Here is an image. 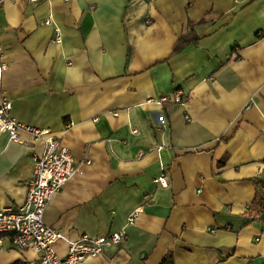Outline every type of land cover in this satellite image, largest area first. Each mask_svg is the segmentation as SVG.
Returning <instances> with one entry per match:
<instances>
[{
  "label": "crops",
  "instance_id": "crops-1",
  "mask_svg": "<svg viewBox=\"0 0 264 264\" xmlns=\"http://www.w3.org/2000/svg\"><path fill=\"white\" fill-rule=\"evenodd\" d=\"M0 50V104L78 167L45 211L60 256L124 230L79 264H264V0L4 1ZM22 138L0 132V210L23 205L45 148Z\"/></svg>",
  "mask_w": 264,
  "mask_h": 264
},
{
  "label": "built area",
  "instance_id": "built-area-1",
  "mask_svg": "<svg viewBox=\"0 0 264 264\" xmlns=\"http://www.w3.org/2000/svg\"><path fill=\"white\" fill-rule=\"evenodd\" d=\"M4 1L14 0H0V6ZM24 1L36 4L48 0ZM5 69L6 63L0 59V76ZM12 108L9 100L1 102L0 132L8 134L10 140L18 144H26L22 134H28L36 141L42 140L45 148L43 153L34 155L23 205L18 209L9 207L0 210V248H4L5 242L9 241L19 251H35L39 255L38 264H79L102 255L106 247L120 245L126 239L124 230L100 237L83 236L69 243L67 255L57 253L55 246L62 239V234L45 223V211L53 197L76 175L78 167L72 153L50 129L17 120L11 114ZM156 182L161 187L168 186L164 175ZM136 217L137 213L132 214L128 225H133Z\"/></svg>",
  "mask_w": 264,
  "mask_h": 264
},
{
  "label": "trees",
  "instance_id": "trees-1",
  "mask_svg": "<svg viewBox=\"0 0 264 264\" xmlns=\"http://www.w3.org/2000/svg\"><path fill=\"white\" fill-rule=\"evenodd\" d=\"M191 30H193V27H191ZM195 42H197L196 40H194V39H191V38H188V37H183L181 40H180V42L176 45V47H175V53H178V52H180V51H182V50H184L187 46H189V45H192V44H194ZM257 204H258V202H257V200L253 203V206H252V208L254 207V206H257ZM251 209V208H250ZM249 209V210H250ZM249 213H252V211L250 210V212ZM256 218H258V216H256V215H252V214H247V215H245V216H241L240 217V219H241V221H242V225L240 226V228H242V227H246L252 220H255ZM168 260L166 259V262H167Z\"/></svg>",
  "mask_w": 264,
  "mask_h": 264
}]
</instances>
